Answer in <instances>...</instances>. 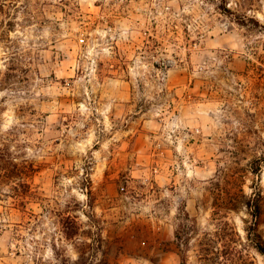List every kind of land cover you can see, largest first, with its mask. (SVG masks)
<instances>
[{"label":"rangeland","instance_id":"374dc122","mask_svg":"<svg viewBox=\"0 0 264 264\" xmlns=\"http://www.w3.org/2000/svg\"><path fill=\"white\" fill-rule=\"evenodd\" d=\"M0 149V264H264L199 258L238 158L264 236V0H0Z\"/></svg>","mask_w":264,"mask_h":264},{"label":"trees","instance_id":"16d2710c","mask_svg":"<svg viewBox=\"0 0 264 264\" xmlns=\"http://www.w3.org/2000/svg\"><path fill=\"white\" fill-rule=\"evenodd\" d=\"M3 157L4 153L0 149V162ZM240 161L241 158H238L235 161L237 165L231 166L235 174L234 178L229 181L228 186L223 187L220 183L216 184L218 188L215 192L212 219L216 222L215 224L218 229L222 230V234H218L217 237H207L205 243H200V261H214L222 255L221 253L231 257L240 253L239 245L242 244V238L235 223L230 219V213L242 207H245L252 217L251 221H247V239L251 243V246L264 256V236L259 231L260 218L262 216L261 193L255 192L250 196L245 193L244 168L241 167ZM249 166L250 172L256 175V177H260L264 167V154L254 157L249 162ZM3 176L10 178L12 174L5 173ZM183 214L182 217L184 216L186 219L180 218L182 220L176 231V239L182 246L190 242V235L192 232L194 234L197 230L196 219H192L186 211ZM186 220H190L191 226L188 227ZM223 233H227L225 235L229 237L226 239ZM218 238L225 240L227 248L220 253L216 251Z\"/></svg>","mask_w":264,"mask_h":264}]
</instances>
